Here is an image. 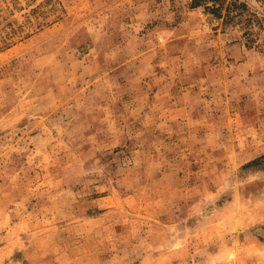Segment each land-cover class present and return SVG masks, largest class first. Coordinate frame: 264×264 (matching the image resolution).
I'll use <instances>...</instances> for the list:
<instances>
[{"label":"rangeland","instance_id":"374dc122","mask_svg":"<svg viewBox=\"0 0 264 264\" xmlns=\"http://www.w3.org/2000/svg\"><path fill=\"white\" fill-rule=\"evenodd\" d=\"M0 264H264V0H0Z\"/></svg>","mask_w":264,"mask_h":264}]
</instances>
